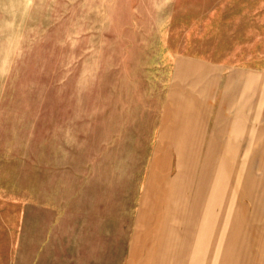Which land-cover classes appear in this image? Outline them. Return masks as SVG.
<instances>
[{"label":"rangeland","instance_id":"obj_1","mask_svg":"<svg viewBox=\"0 0 264 264\" xmlns=\"http://www.w3.org/2000/svg\"><path fill=\"white\" fill-rule=\"evenodd\" d=\"M0 264H264V0H0Z\"/></svg>","mask_w":264,"mask_h":264}]
</instances>
